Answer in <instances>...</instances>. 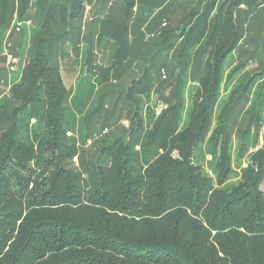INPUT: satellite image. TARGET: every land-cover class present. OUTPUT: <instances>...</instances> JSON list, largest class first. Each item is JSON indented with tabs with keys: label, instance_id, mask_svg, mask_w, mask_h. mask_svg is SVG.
Returning <instances> with one entry per match:
<instances>
[{
	"label": "trees",
	"instance_id": "16d2710c",
	"mask_svg": "<svg viewBox=\"0 0 264 264\" xmlns=\"http://www.w3.org/2000/svg\"><path fill=\"white\" fill-rule=\"evenodd\" d=\"M161 1L165 19L182 0ZM263 3L195 0L177 30L158 33L178 70L168 105L156 112L157 70L146 66L124 91L128 126L98 146L96 161L70 165L98 88L129 58L136 0H121L122 20L104 26L111 62L93 74L84 59L72 86L52 50L70 43L79 55L84 0H0V46L15 13L39 15L29 57L0 96V264H264V61L247 72L236 56L251 40L246 16ZM252 91L254 135L248 124L239 141L229 115Z\"/></svg>",
	"mask_w": 264,
	"mask_h": 264
},
{
	"label": "rangeland",
	"instance_id": "374dc122",
	"mask_svg": "<svg viewBox=\"0 0 264 264\" xmlns=\"http://www.w3.org/2000/svg\"><path fill=\"white\" fill-rule=\"evenodd\" d=\"M194 1H179L172 10L165 11L168 18L163 19L158 15L163 5L161 0H136V4L128 15L132 29L129 58L115 67L111 71L109 81L98 88L101 97L96 100L97 110L90 116L88 137L84 146L80 147L81 156L73 157L70 165H78L81 157L87 162L96 161L98 146L108 144L113 137L121 134L123 126H128L131 108L129 105H125L124 91L130 80L140 76L146 66L157 70L155 71L157 72L156 88L152 100L156 112H160L168 105L174 93V78L178 70L175 66L174 51L159 47L158 33L163 28L177 30L181 25L182 16L189 12ZM84 3L83 19L80 30H77V39L80 44L79 55L76 57L70 49V43H65L64 50L56 47L52 50L66 85L73 84L84 59L88 62L85 66L86 69H90L93 74H96L94 68L106 66L111 62L116 46L113 39H110L107 30H104L102 34H99V31L106 29L107 27L104 28L106 24L110 26V29L113 28L117 22L122 20L123 13H125V7L122 6L121 0H84ZM112 12L114 15H111V20L107 23L108 13ZM258 14L259 16L256 17H249L246 14L245 20L244 14L239 12V21L245 20L246 23L243 25L249 28L248 36L251 37V40L241 44L239 55L236 56L241 60L248 59L250 70L247 69V72L261 68L262 66L258 63L264 61V8L259 10ZM38 23L39 15L34 11L29 14L26 20H19L16 13L12 17L0 46V96L10 95L11 80L19 76L18 74L29 57L32 50L31 42L36 37L35 28ZM48 30L39 31V35L48 39L51 29ZM174 42L175 46H178L179 37L176 36ZM197 70L200 71V64ZM187 80L186 85L192 86L194 81L192 75ZM255 94L256 92L252 91L248 97H241L232 106L229 122L235 135L237 137L239 135V141L242 129H245L248 124L250 135H254V120L249 117L248 107ZM262 128H258V133H256L259 134V138H262L264 134V127ZM260 144L255 143L253 146H249V152L256 150ZM261 187L264 189V184Z\"/></svg>",
	"mask_w": 264,
	"mask_h": 264
},
{
	"label": "crops",
	"instance_id": "0c3cea01",
	"mask_svg": "<svg viewBox=\"0 0 264 264\" xmlns=\"http://www.w3.org/2000/svg\"><path fill=\"white\" fill-rule=\"evenodd\" d=\"M106 30L108 31V29H106ZM108 33H109V31H108ZM78 75H79V74H78V71H77V76H78ZM77 76L74 78V82H73V84L70 83L69 85H66V83L64 82L65 85H66V86H72V85H74L75 82H76V78H77ZM62 78H63V75H62Z\"/></svg>",
	"mask_w": 264,
	"mask_h": 264
}]
</instances>
